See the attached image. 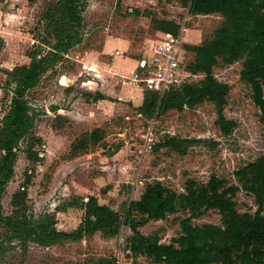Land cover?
I'll return each mask as SVG.
<instances>
[{
  "label": "rangeland",
  "instance_id": "374dc122",
  "mask_svg": "<svg viewBox=\"0 0 264 264\" xmlns=\"http://www.w3.org/2000/svg\"><path fill=\"white\" fill-rule=\"evenodd\" d=\"M47 2L19 0L15 20L6 23L9 32L0 37V121L14 94V84L6 83V71L28 65L32 50L38 48L43 55L51 48L45 41L49 38L47 24L41 18ZM187 8L179 0H87L82 43L57 58L25 94L35 113L33 131L41 138L35 148L41 159L29 158L26 141L20 143L15 172L2 197L5 214H12L14 195L23 186L28 193V211L34 217L49 215L58 229L71 231L83 220L81 202L90 196L124 216L129 202L138 199L151 182L161 181L177 193L186 192L188 180L207 182L212 174L229 184H239L235 171L264 154V122L249 83L241 78L242 60L230 64L220 61L213 68L215 78L229 86L223 111L226 118L235 121L229 133L222 132L216 123L217 109L210 101L186 104L180 110L141 113L135 99H119L120 92L110 90L105 79L97 78L92 64L80 61L84 50L100 48L107 38L127 42V55L146 56L147 46L159 32L154 18L182 22L187 16L182 33L187 46L201 44L224 22L218 13L190 16ZM193 58L188 49V62ZM196 73L189 83L202 82L204 73ZM99 95H111L109 101L115 102V110L96 101ZM150 128L154 139L147 149ZM171 135L194 141L184 154L158 146ZM85 138L92 142L86 144ZM117 142L120 147L110 154ZM235 199L240 211L257 208L254 197L243 188ZM187 215L179 210L164 219H150L139 230L146 235L157 234L161 242L169 243L180 235L181 218ZM221 221L216 209L193 219L198 225ZM4 233L0 226V240ZM131 233L130 226L123 225L118 234L96 231L80 240L52 246L34 242L23 246L16 239L6 240L0 264H165L130 251L126 240Z\"/></svg>",
  "mask_w": 264,
  "mask_h": 264
},
{
  "label": "trees",
  "instance_id": "16d2710c",
  "mask_svg": "<svg viewBox=\"0 0 264 264\" xmlns=\"http://www.w3.org/2000/svg\"><path fill=\"white\" fill-rule=\"evenodd\" d=\"M179 1L188 7L190 14L218 13L224 18L223 24L201 44L185 45L194 53L188 68L205 76L199 84L187 83L162 96L156 91L144 90L139 112L150 115L173 108L180 110L186 104L195 105L207 100L217 109L216 123L221 131L231 132L235 121L223 113L229 86L215 78L213 68L220 61L230 64L242 60L241 78L249 83L252 98L260 109V119L264 122V0ZM86 5L87 0H48L41 18L47 24L45 32L49 38L45 41L51 44L49 52L40 55L36 48L29 53L28 65H16L6 71V83L14 84V94L0 121V226L5 229L4 238L0 240V253L6 240L16 239L23 246L29 242L52 246L61 241L80 240L96 231L118 234L123 225H128L132 230L126 240L128 249L156 262L264 264V154L235 171L239 184H229L216 174H212L207 182L188 180L184 193L167 188L161 181L148 183L140 197L129 202L124 216L90 196L81 202L83 220L71 231L58 229L49 215L34 217L28 211V193L24 186L14 195L12 214L3 212L2 197L15 172L20 143L26 141L25 152L29 158L41 159L35 148V144L41 141L33 131L35 113L31 112L25 94L39 83L41 75L57 58L82 43ZM154 26L156 30L177 34L181 25L173 19L154 18ZM84 141L86 144L92 142L90 138ZM193 141L192 138L171 135L158 146L184 154ZM241 188L254 197L257 208L253 212L240 211L237 207L235 196ZM209 209L218 210L221 224L198 225L193 222ZM179 210L188 212V215L181 218V233L174 241L163 243L157 234L146 235L139 230L147 220L164 219ZM138 215L139 219H136Z\"/></svg>",
  "mask_w": 264,
  "mask_h": 264
},
{
  "label": "built area",
  "instance_id": "2783aa9c",
  "mask_svg": "<svg viewBox=\"0 0 264 264\" xmlns=\"http://www.w3.org/2000/svg\"><path fill=\"white\" fill-rule=\"evenodd\" d=\"M187 18L185 16L182 22L178 21L181 26L177 34L159 31L146 48L148 54L139 59L137 66L123 76L122 81L137 85L143 90L156 91L160 96L189 83L197 73L188 68L187 49L182 36ZM153 139L150 128L146 140L147 149L152 147Z\"/></svg>",
  "mask_w": 264,
  "mask_h": 264
},
{
  "label": "crops",
  "instance_id": "0c3cea01",
  "mask_svg": "<svg viewBox=\"0 0 264 264\" xmlns=\"http://www.w3.org/2000/svg\"><path fill=\"white\" fill-rule=\"evenodd\" d=\"M19 0H0V37L5 36V32H9L10 28L6 23L15 20ZM129 44L125 41L112 40L107 38L98 49L84 50L80 61L86 63L87 66L92 64L95 76L101 80L107 81L110 90L118 91L122 96L119 99H135L137 107L143 102L144 90L133 84H128L121 81L122 77L128 75L133 70L139 59L136 56L127 55ZM143 57V56H142ZM122 82V84H121ZM103 83V82H101ZM105 83V82H104ZM120 84L121 87H118ZM105 85V84H104ZM129 85V86H128ZM117 87L119 89H117ZM110 98V99H109ZM111 95H104L103 98H98L96 101L104 103L107 107L114 109L116 106ZM115 110V109H114Z\"/></svg>",
  "mask_w": 264,
  "mask_h": 264
},
{
  "label": "water",
  "instance_id": "95a60500",
  "mask_svg": "<svg viewBox=\"0 0 264 264\" xmlns=\"http://www.w3.org/2000/svg\"><path fill=\"white\" fill-rule=\"evenodd\" d=\"M120 145H121L120 142L114 143V144H113V148L109 151V153H110V154L115 153V152L118 150V148L120 147Z\"/></svg>",
  "mask_w": 264,
  "mask_h": 264
}]
</instances>
